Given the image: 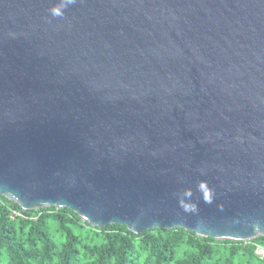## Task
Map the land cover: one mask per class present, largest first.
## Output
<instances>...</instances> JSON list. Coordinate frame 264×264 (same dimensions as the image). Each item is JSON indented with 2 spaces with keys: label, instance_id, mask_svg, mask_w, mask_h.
Returning <instances> with one entry per match:
<instances>
[{
  "label": "water",
  "instance_id": "1",
  "mask_svg": "<svg viewBox=\"0 0 264 264\" xmlns=\"http://www.w3.org/2000/svg\"><path fill=\"white\" fill-rule=\"evenodd\" d=\"M66 3L0 0V195L264 236V0Z\"/></svg>",
  "mask_w": 264,
  "mask_h": 264
},
{
  "label": "trees",
  "instance_id": "2",
  "mask_svg": "<svg viewBox=\"0 0 264 264\" xmlns=\"http://www.w3.org/2000/svg\"><path fill=\"white\" fill-rule=\"evenodd\" d=\"M264 236L198 237L183 228L135 234L125 225L92 227L69 208L23 210L0 195V264H264Z\"/></svg>",
  "mask_w": 264,
  "mask_h": 264
},
{
  "label": "clouds",
  "instance_id": "3",
  "mask_svg": "<svg viewBox=\"0 0 264 264\" xmlns=\"http://www.w3.org/2000/svg\"><path fill=\"white\" fill-rule=\"evenodd\" d=\"M71 2V0H67V3H70ZM67 3L65 4V5H63V7H66L67 6ZM63 13H62V10H61V8H54L53 10H52V15L53 16H61Z\"/></svg>",
  "mask_w": 264,
  "mask_h": 264
},
{
  "label": "rangeland",
  "instance_id": "4",
  "mask_svg": "<svg viewBox=\"0 0 264 264\" xmlns=\"http://www.w3.org/2000/svg\"><path fill=\"white\" fill-rule=\"evenodd\" d=\"M256 253L262 256L264 254V250L257 249ZM211 264H223V262H222V259L219 258L218 260L216 259L212 260Z\"/></svg>",
  "mask_w": 264,
  "mask_h": 264
}]
</instances>
